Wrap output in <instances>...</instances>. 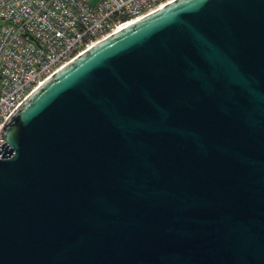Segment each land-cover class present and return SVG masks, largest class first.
Listing matches in <instances>:
<instances>
[{
  "label": "water",
  "instance_id": "obj_1",
  "mask_svg": "<svg viewBox=\"0 0 264 264\" xmlns=\"http://www.w3.org/2000/svg\"><path fill=\"white\" fill-rule=\"evenodd\" d=\"M0 138V264H264V0L162 5Z\"/></svg>",
  "mask_w": 264,
  "mask_h": 264
},
{
  "label": "built area",
  "instance_id": "obj_2",
  "mask_svg": "<svg viewBox=\"0 0 264 264\" xmlns=\"http://www.w3.org/2000/svg\"><path fill=\"white\" fill-rule=\"evenodd\" d=\"M170 1L0 0V125L58 68Z\"/></svg>",
  "mask_w": 264,
  "mask_h": 264
},
{
  "label": "rangeland",
  "instance_id": "obj_3",
  "mask_svg": "<svg viewBox=\"0 0 264 264\" xmlns=\"http://www.w3.org/2000/svg\"><path fill=\"white\" fill-rule=\"evenodd\" d=\"M98 0H88L89 3L93 4L96 3Z\"/></svg>",
  "mask_w": 264,
  "mask_h": 264
}]
</instances>
